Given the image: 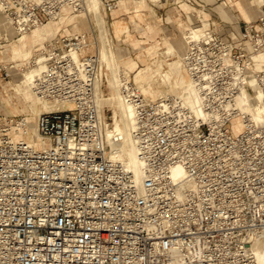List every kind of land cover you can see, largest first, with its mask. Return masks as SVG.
I'll use <instances>...</instances> for the list:
<instances>
[{"label": "built area", "instance_id": "obj_1", "mask_svg": "<svg viewBox=\"0 0 264 264\" xmlns=\"http://www.w3.org/2000/svg\"><path fill=\"white\" fill-rule=\"evenodd\" d=\"M120 1L100 0L101 8L110 13ZM257 5L237 37L212 23L185 38L194 102L151 100L121 74L139 179L111 145L122 135L105 137L98 90L109 69L91 51L97 41L86 33L44 41L32 90L55 107L36 115L38 138L26 116L0 115V264H264L255 252L264 244V123L237 104L255 93L251 78L264 90L255 59L264 52V0ZM0 7L21 34L65 10L84 11L85 0ZM34 57L0 61V77Z\"/></svg>", "mask_w": 264, "mask_h": 264}, {"label": "bare ground", "instance_id": "obj_2", "mask_svg": "<svg viewBox=\"0 0 264 264\" xmlns=\"http://www.w3.org/2000/svg\"><path fill=\"white\" fill-rule=\"evenodd\" d=\"M137 1H139V5L143 6L141 3H145L144 1L146 0ZM126 8V3L122 1L119 3V7H117V11L124 10ZM115 9L111 12L115 11ZM0 11L2 12L1 8ZM81 13L82 18L88 21L87 24L89 26L92 24V27L97 28L99 38L97 39L99 43L97 54L103 64L109 69L106 84L101 87V90H98L100 99V114L103 119L106 140L110 142L114 134L122 135L123 140L121 142H111V145L112 147L115 146L119 150L120 157L123 158L125 164L133 171L136 179H139L140 169L136 158L134 143L130 137L132 111L119 92L121 74L123 72L126 73L127 71L125 72L121 68L117 54L113 48L111 40L112 37L107 30L106 16L102 11L100 0H85V10H82ZM77 16L78 15L75 14H65L59 19H51L37 25L31 30V32H29V34H26V32L18 34L17 41L12 42L11 47H9L10 52L17 55L16 57H32L33 47L35 44L43 46V41L49 36H53L62 27V23L65 21L78 23L80 21L79 19V21L77 20L78 22H74V19L77 18ZM205 24L206 23L202 21L196 26L189 27L188 32L184 35V39L188 37H199V35L203 32V30L200 32L199 30L202 28L201 26H205ZM3 27L5 30L10 29V31L17 34V31L11 26L9 21L2 16L0 18V31H2L1 28ZM75 27H77V25ZM113 29L119 35L121 33L126 35L129 34L125 21L121 19H116L114 21ZM1 35L7 36L6 33ZM186 48L184 49L182 44L174 45L172 43H168L162 51L164 56L167 57L165 60L159 58L153 62V64L156 65L155 68L147 66L140 70L136 83L146 97L154 100L164 95H185L188 102H194V88L188 75V70L183 63ZM255 59L256 68L264 69V52L256 55ZM34 64H37V68L34 71L24 70L19 81L12 84V92L15 94L14 99L18 98L16 95L18 94L21 100L24 101L33 112L36 110L38 111V109L47 110L48 108L51 109V107L54 108L55 105L53 103L35 96L32 90L33 80L45 64L43 54H39L34 57ZM126 74H128V72ZM250 83L253 85L255 93L249 94L246 91L244 94L239 95L237 98V104L244 112L248 113L253 123H264V90L256 83L255 79L251 78ZM8 97L11 99V95L8 94ZM9 99L7 102H10ZM12 100L13 99H11V101ZM33 126L35 127V125ZM35 133L36 138H38L36 129ZM33 138H35L34 135ZM35 143L39 144V141H35ZM178 173L179 171H175V175H178ZM255 252L258 263H264V244L257 245Z\"/></svg>", "mask_w": 264, "mask_h": 264}, {"label": "rangeland", "instance_id": "obj_3", "mask_svg": "<svg viewBox=\"0 0 264 264\" xmlns=\"http://www.w3.org/2000/svg\"><path fill=\"white\" fill-rule=\"evenodd\" d=\"M122 1L126 3L127 6L126 9L117 11L116 8L115 11L110 13L105 11L104 9H102V11L106 16L107 30L109 31V34L112 37L111 39L112 45L117 54L120 66L125 72L126 71L128 72L129 77L135 83L138 74L142 68H145L147 66L151 68H155L156 65L153 64L154 60H157L159 58L165 60L167 58L166 56H164L162 51L163 48H165V46L168 43H172L174 45L182 44L185 49L186 46H185L184 35L186 32H188L189 27L200 24L201 22L198 21V19L202 20V18H204L203 16L205 17L207 16L206 14L200 12V10L194 9L190 11L191 9L190 7L193 6L194 8L195 4L189 2L188 0L186 3H185L186 0H181L174 3L167 2L166 5H169L168 7H173L174 5L178 6V4L179 5L181 4V9L183 10L185 9V12L182 11L181 14L183 15L180 16H179L180 13H176V17L174 16L175 14L169 18L167 17L168 19L166 21L165 19H161L162 8L161 7L159 8V6L164 4H159L157 6V5H152L148 1H144L145 3H141L143 5L141 6L138 3L139 1L137 0H121V2ZM220 2H221L220 0L216 1L213 3V5L218 4ZM226 3H227L226 5L221 4L222 5L221 7L227 8L229 10L231 8L238 9L239 13L244 17L245 20L256 18L260 11L256 0H232L231 2L226 0ZM231 4H233V7H229V5ZM163 10H166V8H164ZM81 12L82 11L72 12L69 10H65L63 13H61V15L56 19H59L65 14H69V15L75 14L78 16L77 18L74 19V22H78L79 20L80 21L78 23H73L71 21L63 22L62 27L53 36L57 34L69 35L72 33H86V36L89 38V40L97 41V39H99L97 34L98 32L97 28L92 27L91 26L92 24L89 26L87 24L88 21L82 18ZM132 14L136 16L135 18L132 19V21L136 22L137 19L142 18L143 19L142 22H140V24H136L130 21V15ZM184 15L188 17L185 19V17H183ZM2 16L3 18H5L2 12L0 11V18ZM116 19H121L125 21L129 30L128 35L122 33L119 35L117 32H115V30L113 29V23ZM76 25L77 27H75ZM187 26L189 27L186 29ZM201 27L203 28L204 26ZM202 28L199 30V32L202 30ZM1 29L2 31L0 32V39L3 37L1 35L3 33H6L8 36V37L4 36L7 37L8 39L7 41L0 42V49L1 50L3 49V53H4V56L1 55V57L7 58L8 60H13L14 62L17 63V65L28 59L29 57L28 58H22L19 56L16 57L17 55H14L9 50V47H11V43L17 41L18 33L17 34L13 33L12 31H10V29L9 30L6 29L7 30L6 31L4 27ZM29 32H26V34L27 33L29 34ZM53 36H49L45 40H48ZM41 46L42 45L35 44L32 52L33 56L34 55L36 56L37 54L36 52L40 50ZM98 46L99 43L97 47ZM90 48L91 51H96L97 49L93 45H90ZM36 68H37V64L36 65L32 64L29 68L25 70L34 71ZM22 73L23 71L15 73L8 79L7 78L4 79L0 77V115H9L16 117L26 116L30 122L33 135L36 138V133L33 125L36 115L43 109H38V111L36 110L35 112H33L31 108L29 109L26 103L21 100L18 94H16L18 98L14 99L15 94H13L14 92H12V84L16 81H19L20 77L22 76ZM153 85L156 86L155 84ZM8 94L11 95L10 98L13 99L12 101L11 99H9ZM8 99L10 102H7ZM235 128L236 129L238 128V124L235 126Z\"/></svg>", "mask_w": 264, "mask_h": 264}, {"label": "crops", "instance_id": "obj_4", "mask_svg": "<svg viewBox=\"0 0 264 264\" xmlns=\"http://www.w3.org/2000/svg\"><path fill=\"white\" fill-rule=\"evenodd\" d=\"M188 1L195 4L194 8H193V6L190 7L191 8L190 11H192L194 9L200 10V12L207 15L206 17L203 16L204 18H202V20L198 19V21H200V22L203 21L206 23V25H211L212 23L221 24L222 31H224L228 37L229 36L232 38L237 37L238 33H240L239 31L241 30V27L243 26V22L246 21L244 19V17L239 13V10L236 8H231L229 10L227 8L221 7L222 6L221 2L213 5L214 2L219 1V0H188ZM186 2H187V0L185 1V3ZM168 6L169 5H166V4L159 6V8L160 7L162 8L161 9L162 10L161 19H165V21L174 14H175L174 16L176 17V13H180L179 14V16H180V15H183V14H181L182 11L185 12V9L184 10L181 9V4L180 5L178 4V6L174 5L173 7H168ZM229 7H233V4L229 5ZM164 8H166V10H163ZM173 12H175V13H173ZM186 13H187V11H186ZM135 17L136 16L133 14L130 15V21H132V19ZM183 17H185V19H186L188 16L186 17L184 15ZM254 19H256V18H254ZM254 19H249V20H254ZM142 20L143 19L140 18V19H137L136 22H134V21H132V22L136 23V24H140V22H142ZM188 27L189 26H187L186 29ZM129 29H130V27H129ZM3 37L0 39V42H2V41L4 42V41L8 40L6 37H4V38ZM123 50H125V49H123ZM1 55L4 56L3 49L2 50L0 49V61H7L8 60L7 58L1 57ZM137 65H138V63H137Z\"/></svg>", "mask_w": 264, "mask_h": 264}]
</instances>
